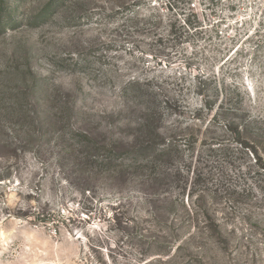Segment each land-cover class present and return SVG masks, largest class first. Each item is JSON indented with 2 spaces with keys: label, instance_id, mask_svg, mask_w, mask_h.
Segmentation results:
<instances>
[{
  "label": "rangeland",
  "instance_id": "1",
  "mask_svg": "<svg viewBox=\"0 0 264 264\" xmlns=\"http://www.w3.org/2000/svg\"><path fill=\"white\" fill-rule=\"evenodd\" d=\"M46 1L11 2L0 28V264H264V0L32 20ZM149 119L175 149L162 166L142 150L90 163L73 139L123 151Z\"/></svg>",
  "mask_w": 264,
  "mask_h": 264
},
{
  "label": "trees",
  "instance_id": "2",
  "mask_svg": "<svg viewBox=\"0 0 264 264\" xmlns=\"http://www.w3.org/2000/svg\"><path fill=\"white\" fill-rule=\"evenodd\" d=\"M140 1L142 0H134L132 3H129L128 0H117V1L114 0L113 6L115 7H113L112 10H115L117 8H119V10L122 8H128V6L139 4ZM11 2L17 3V2H21V0H0V28L14 25L17 22L18 17L14 15V9L11 8L12 6ZM79 3L82 5V7L85 5L92 6L99 4L97 0H47L46 3L44 4V7L35 16L32 17V20L36 22L37 21L44 22L49 18H51L52 16H55L60 11L61 8L63 9L65 7H70L71 5H77ZM150 122L151 120L149 119L146 124L143 123V128L139 129L141 131V135L136 136L134 141L127 143L126 145L128 146V148L123 151H117L116 147L108 148V146L105 143L96 140V138L92 137L91 135L88 134V132H85L83 130H74L73 139L78 144L79 143L87 144V145L92 144L96 146L95 150H97L98 153H90V152L86 153L85 158L87 161H90V163L99 162L100 152H103L105 154L106 152H108L107 157L112 158V156L128 153L131 152L132 150L134 152L142 150V154L145 155H147L148 152L153 153L151 159L152 161L154 160L156 161L153 164L154 166H160V165L162 166L164 162L170 163L175 156V149L172 146V141L165 143L163 146L157 145L156 138L159 136V134L157 131H154L155 125L154 124L151 125ZM78 144L76 145L78 146ZM76 145L70 144L69 147L66 149L65 153L62 154V158L59 159V162L62 163V166L64 168L66 164H69L70 170L72 171L75 170L76 165H78L79 163L83 164L84 162V158L80 156V154L75 152ZM143 165L144 164H139V167H142ZM85 170L86 171L83 173H89V174L92 173V171H90V168L88 166L85 167ZM156 170L157 169H155L154 171L156 172ZM204 213H206V218L209 219L208 221H213V218L209 214V210L207 208ZM34 214L36 215L37 219L41 218L40 221L45 223L54 221L56 220L55 218L57 217L55 213L54 214L49 213L48 215L44 213L43 210H38L37 213L35 211ZM114 219L115 220L118 219V215H115Z\"/></svg>",
  "mask_w": 264,
  "mask_h": 264
}]
</instances>
